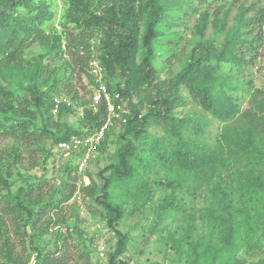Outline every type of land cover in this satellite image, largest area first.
Returning <instances> with one entry per match:
<instances>
[{"label": "trees", "instance_id": "trees-1", "mask_svg": "<svg viewBox=\"0 0 264 264\" xmlns=\"http://www.w3.org/2000/svg\"><path fill=\"white\" fill-rule=\"evenodd\" d=\"M92 60L125 119L113 121L88 163L105 161L100 181L56 149L106 119L103 102L89 106ZM157 61L179 69L161 78ZM259 81L264 0H0V256L98 264L95 240L69 225L66 205L77 195L113 231L105 264H128L131 237L117 225L161 188L169 194L153 208L156 224L190 209L188 224L159 240L174 264H264ZM54 97L70 104L53 114Z\"/></svg>", "mask_w": 264, "mask_h": 264}, {"label": "rangeland", "instance_id": "rangeland-1", "mask_svg": "<svg viewBox=\"0 0 264 264\" xmlns=\"http://www.w3.org/2000/svg\"><path fill=\"white\" fill-rule=\"evenodd\" d=\"M157 66L160 70L161 78L171 77L179 69L177 64L167 67L160 64L159 61H157ZM257 85L262 86L264 84H260L259 81L257 82ZM194 110V108L190 109L189 112H193ZM183 112L184 110H182L180 114ZM70 120L74 122L75 117H71ZM109 140H115V136L111 135ZM5 145L6 141L1 140L0 151ZM113 148V145H109L107 147V152L112 151ZM104 162L105 161H101L98 165L93 163L87 165V169H89L96 181H100L96 175L98 166H102ZM61 164H63V161L54 164L52 175L54 174L56 179L59 178L58 173ZM31 173L40 175L42 169L40 167L35 168ZM82 180L84 184H88L89 182L87 176L83 174ZM183 193L184 191H177L176 195L178 198H181ZM165 194H169V191L162 190L161 188L158 189L155 193L154 199L146 208H141L140 210L134 211L132 214L125 216L117 225L119 230L129 233L131 237L127 251L124 253V258L128 261V264H174V262H172V252L170 250L168 251L166 246L163 243H160L159 240H161L168 231H180L183 226H186L190 221V209L178 214L175 220H171V218L167 217L164 222L156 224L153 208L155 205L159 204V197H163ZM184 200H191L188 193L184 195ZM66 212L68 215H71L69 225L76 222V224L85 231L87 237L95 240V245L98 247L99 252L102 247L103 250L101 252L105 251L107 253L111 249L115 241L113 231L104 225L103 221L99 220V218L91 216L87 210L81 206L80 199L77 195H75L66 205ZM7 226L10 227L9 222H7ZM10 229L12 228L10 227ZM10 235L11 241L16 246L15 250L21 252L18 241L19 239L13 237L12 231H10ZM147 236L149 237L148 241H146L148 238ZM47 248H52V243H47ZM99 252L98 257L100 259L98 264H105L106 253H104L103 257H100ZM34 258L35 255L32 256L28 264H34ZM0 264H6L1 256Z\"/></svg>", "mask_w": 264, "mask_h": 264}, {"label": "built area", "instance_id": "built-area-1", "mask_svg": "<svg viewBox=\"0 0 264 264\" xmlns=\"http://www.w3.org/2000/svg\"><path fill=\"white\" fill-rule=\"evenodd\" d=\"M90 73L93 76V92L89 106L96 111L101 102L106 107V119L104 123L88 136H72L68 140L57 143L56 149L62 153L63 158H74L78 161V171H83L91 159H93L98 151V146L101 143L106 130L112 125L114 120L125 121L121 116L123 108L121 105L116 104L114 101L117 99L118 94L110 92L104 81V70L97 60L90 62ZM54 106L52 109L53 114L58 110L59 103L66 102V99L59 97L53 98ZM81 111V108L78 110ZM103 247L101 248V251ZM99 253L103 257V252Z\"/></svg>", "mask_w": 264, "mask_h": 264}]
</instances>
